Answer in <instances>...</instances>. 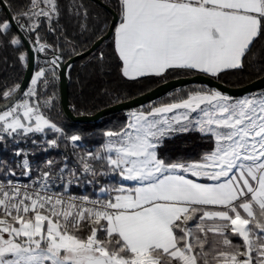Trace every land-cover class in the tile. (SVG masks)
<instances>
[{
  "label": "snow or ice",
  "instance_id": "6c2138e0",
  "mask_svg": "<svg viewBox=\"0 0 264 264\" xmlns=\"http://www.w3.org/2000/svg\"><path fill=\"white\" fill-rule=\"evenodd\" d=\"M0 12V264H264V88L222 87L264 83V0H0ZM76 58L90 71L71 114L89 112L96 78L124 109L104 127L61 106ZM113 74L171 90L125 93L132 107ZM188 140L199 149L173 150Z\"/></svg>",
  "mask_w": 264,
  "mask_h": 264
},
{
  "label": "trees",
  "instance_id": "16d2710c",
  "mask_svg": "<svg viewBox=\"0 0 264 264\" xmlns=\"http://www.w3.org/2000/svg\"><path fill=\"white\" fill-rule=\"evenodd\" d=\"M3 15V12H0V16ZM83 61L80 59L73 63V68L71 70V76L68 78V100L69 104L72 103H79L83 100V97L80 95L81 93V85L78 81H81L85 75L86 72H89L90 69H86L83 66ZM22 76L24 73L21 74ZM109 79V78H106ZM175 78H170V80H173ZM258 79V77L253 76L252 78L247 77H227L226 80L228 81L227 85L228 87H241L244 86L254 80ZM237 80L239 81L237 83ZM98 87H104L103 84H101L100 80L96 78H91L90 80V86L86 89L87 93H89V112L86 115H92L98 112L99 110H102L104 108H107L109 106L114 105L112 101H110L107 97H101L96 94V89ZM107 87L120 92L121 93V99L123 101L129 100L128 96L125 93H131L132 97L139 96L150 89H153L156 87L155 84L151 83H145L143 85H133V84H124L121 80H119L115 74L112 75V77L109 79V83ZM120 103L119 101H116L115 104ZM122 112H117L114 114H110L108 116H105L101 118L100 120L93 122V123H87L88 126H97V127H104L106 124L112 120L115 117H119L123 114ZM75 115V114H74ZM76 116V115H75ZM70 123H74L69 121ZM77 126H85V123H74ZM180 148H187L189 151L195 152L199 149V142L194 140H188V141H182L178 142L176 145L173 146V150Z\"/></svg>",
  "mask_w": 264,
  "mask_h": 264
},
{
  "label": "water",
  "instance_id": "95a60500",
  "mask_svg": "<svg viewBox=\"0 0 264 264\" xmlns=\"http://www.w3.org/2000/svg\"><path fill=\"white\" fill-rule=\"evenodd\" d=\"M80 60V58H76L74 60V62ZM23 77L25 79L28 78V73H24ZM68 76L65 75V76H62L61 80H60V97H61V106L64 110V112L66 113H69L70 114V120L71 122H74V123H93V122H96L98 120H100L101 118L105 117V116H108L110 114H114V113H117V112H122L124 111V109L122 107H120V103H117V104H114L112 106H109L107 108H104L102 110H99L98 112H96L95 114H92V115H85L83 117H78V116H75L74 114H71V110L69 108V100H68ZM170 84L171 85H176V80L173 79V80H170ZM213 86L214 85V82H213ZM222 87H226V90L229 91L231 94H234V95H243L245 90H248V91H254L256 89H259V88H264V83L261 82V80L258 78L244 86H241V87H236V88H233V87H228L226 85H222ZM153 89H156V87H154ZM167 90H171L170 88H166L165 86L161 85L158 89H156L157 93L159 95H163L165 93V91ZM137 100L141 101V102H144L146 103L149 99H155V95L153 93V91H147L139 96H136L135 97ZM125 103H129L131 104V101L130 100H127V101H124ZM132 107H135L136 105L135 104H131ZM103 113V114H101Z\"/></svg>",
  "mask_w": 264,
  "mask_h": 264
}]
</instances>
